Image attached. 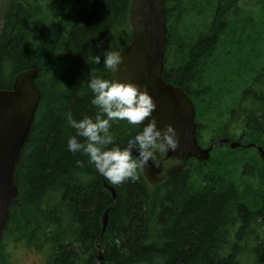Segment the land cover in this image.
Instances as JSON below:
<instances>
[{
  "label": "trees",
  "instance_id": "obj_1",
  "mask_svg": "<svg viewBox=\"0 0 264 264\" xmlns=\"http://www.w3.org/2000/svg\"><path fill=\"white\" fill-rule=\"evenodd\" d=\"M131 1L5 3L0 88H10L19 72L37 69L41 99L15 172L19 194L0 244V264H15L8 246L27 247L43 264H93L99 253V264H264V165L254 147L212 148L207 162L190 158L186 168L154 187L141 168L137 180L114 184L85 155L68 150L75 129L66 113L79 120L98 111L91 104L88 75L113 79L103 54L120 52L131 42ZM254 1L264 17V0ZM164 2L162 78L194 101L199 144L207 147L226 137L264 149V33L255 41L263 47L254 58L255 72L248 73L253 70L248 65L246 75L218 77V85L229 87L222 95L211 83L223 66L217 58L225 62L234 49L243 51L245 36L251 39L261 25H253L252 13L238 0ZM97 55L100 64L93 63ZM204 114L210 118L205 125L199 119ZM138 130L126 121L111 127L121 147ZM104 183L115 189V197Z\"/></svg>",
  "mask_w": 264,
  "mask_h": 264
},
{
  "label": "water",
  "instance_id": "obj_2",
  "mask_svg": "<svg viewBox=\"0 0 264 264\" xmlns=\"http://www.w3.org/2000/svg\"><path fill=\"white\" fill-rule=\"evenodd\" d=\"M131 42L120 51L122 63L112 71L113 79L146 86L156 102L153 116L157 127L171 123L178 131L180 145L175 152L169 151L162 159L149 161L141 167L142 174L151 186L163 182L170 173L187 167L194 158L205 163L210 158L215 144H228L229 148L243 146L229 139H219L208 147H202L197 140L195 106L188 94L178 86L166 83L162 78L167 47V26L164 0H132L129 8ZM39 70L19 72L8 89L0 88V243L7 227L10 210L18 197L15 172L23 147L32 129L41 99L40 89L35 81ZM147 123V118L144 121ZM254 147L264 165V149L255 143ZM134 154H138L133 150ZM104 187L115 197V189L104 183ZM108 221V210L102 217V230ZM102 259L101 253L97 261Z\"/></svg>",
  "mask_w": 264,
  "mask_h": 264
},
{
  "label": "clouds",
  "instance_id": "obj_3",
  "mask_svg": "<svg viewBox=\"0 0 264 264\" xmlns=\"http://www.w3.org/2000/svg\"><path fill=\"white\" fill-rule=\"evenodd\" d=\"M100 64L101 56L92 58ZM122 63V56L117 50H105L103 64L109 71H115ZM91 91V104L98 109L95 116L74 119L66 113L68 125L75 129V135L67 138V148L72 153H82L95 170L114 184L127 180H137L138 170L163 158L169 151L175 152L180 145L177 129L171 124L157 127L153 116L157 105L146 86L117 79H106L91 71L87 79ZM147 118V123L144 121ZM126 121L138 128L127 144L121 147L115 143L111 132L113 122ZM78 138H83L78 139ZM136 150L138 154H134ZM77 164L83 165L82 161Z\"/></svg>",
  "mask_w": 264,
  "mask_h": 264
},
{
  "label": "rangeland",
  "instance_id": "obj_4",
  "mask_svg": "<svg viewBox=\"0 0 264 264\" xmlns=\"http://www.w3.org/2000/svg\"><path fill=\"white\" fill-rule=\"evenodd\" d=\"M256 1H254V6L251 7V13H252V17H253V25H261V27L258 28V32H255L254 30L251 31V39L249 38V40L247 41V36H245V42H247L248 46H246V48L242 51L241 49H234L233 52H230L228 54V56L226 57V60L224 62V58L219 57L217 58L218 60H220L219 65H223L219 68L218 72L216 74H214V78L213 80H211V83L215 84L216 86L213 87V92H218L219 95L222 93L221 92H225L229 87L228 85H224L223 84H217L218 82V77L221 76H225L227 78H232V79H236V75H239L240 73H243L245 69H248V65H250L252 67L253 70L248 69V73H253L255 72L254 70H257V68L259 67V63H254V58L255 55L257 53H259L260 51L263 50V47H256L255 45V41L258 38V35H260V38H263V33L262 31H264V17H262V10L259 8V6L256 5L255 3ZM5 3H7V0H0V28H1V24H2V15L4 13V8H5ZM264 15V14H263ZM244 61H247L248 63H244ZM231 63L230 67H225V65ZM218 64V62L216 63V65ZM218 65V66H219ZM250 70V71H249ZM247 73H243L241 75H246ZM255 75V74H254ZM211 96V95H209ZM217 96H214L213 98H216ZM207 102L208 106L210 105V97H207ZM200 121L202 122L203 125L206 124L205 119H207V121H210L209 116L207 115H202L201 118H199ZM205 131V129L203 130V132ZM228 132V131H226ZM210 138V131H206L203 134V139L205 141H208ZM214 150L216 151H226L228 149V147L224 144H217L214 147ZM249 150V152L253 153V151H250L251 149H247ZM228 151V150H227ZM8 252H10L12 254V259L14 261L15 264H43V259L42 256L32 252L31 250H29L27 247L25 246H17L16 248H13L12 246H8L7 249ZM242 264H251L249 261H244Z\"/></svg>",
  "mask_w": 264,
  "mask_h": 264
},
{
  "label": "flooded vegetation",
  "instance_id": "obj_5",
  "mask_svg": "<svg viewBox=\"0 0 264 264\" xmlns=\"http://www.w3.org/2000/svg\"><path fill=\"white\" fill-rule=\"evenodd\" d=\"M238 5H240V6H242L243 8L244 7H247V10H248V13H250L251 12V7L252 6H254V0H238ZM193 101V100H192ZM193 103H194V101H193ZM195 105V104H194ZM195 122L197 123V127H199V124H198V122L196 121V116H195ZM211 144V143H210ZM224 145H226L228 148H229V146H228V144H224ZM242 145H246V144H242Z\"/></svg>",
  "mask_w": 264,
  "mask_h": 264
},
{
  "label": "bare ground",
  "instance_id": "obj_6",
  "mask_svg": "<svg viewBox=\"0 0 264 264\" xmlns=\"http://www.w3.org/2000/svg\"><path fill=\"white\" fill-rule=\"evenodd\" d=\"M220 139H229V138H226V137H225V138H220ZM216 140H219V139H216ZM216 140H214V141H216ZM229 140H232V139H229ZM214 141H211V143L214 142ZM234 141H235V140H234ZM218 144H224V143H218ZM209 145H210V144H209ZM215 145H217V144H215ZM215 145H214V146H215ZM214 146H213V147H214ZM213 147H212V148H213ZM243 147H245V146L243 145ZM231 149H232V148H231ZM211 150H212V149H211ZM21 155H22V154H21ZM172 173H173V172H172ZM170 174H171V173H170ZM170 174H169V175H170ZM109 186H110V185H109ZM110 193H111V192H110Z\"/></svg>",
  "mask_w": 264,
  "mask_h": 264
}]
</instances>
